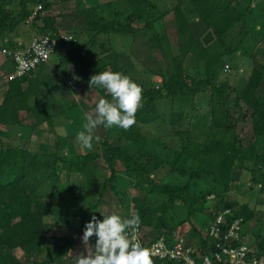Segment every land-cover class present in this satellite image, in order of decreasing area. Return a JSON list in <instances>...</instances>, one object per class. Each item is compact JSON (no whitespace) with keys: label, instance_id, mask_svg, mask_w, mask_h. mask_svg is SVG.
Returning a JSON list of instances; mask_svg holds the SVG:
<instances>
[{"label":"rangeland","instance_id":"374dc122","mask_svg":"<svg viewBox=\"0 0 264 264\" xmlns=\"http://www.w3.org/2000/svg\"><path fill=\"white\" fill-rule=\"evenodd\" d=\"M20 1L7 0L5 7L13 15H16L21 10ZM77 1L53 0L54 4L50 12L45 13L47 16L57 17V28L61 34H70L76 40V44L72 48L65 45L62 52L53 54L49 62L44 66L43 71L38 74L39 79L43 78L41 89L44 94H41L43 101L39 105L38 112L41 115L40 117L45 116V113L49 112L51 118L43 123L34 124V135L37 136L30 139L29 142L21 141L15 126H12L15 125L14 123L11 126L0 125V137L10 143L11 147H22V149L25 148V150L28 149L38 154L50 155L59 152L61 161L67 155H72V158L75 159L76 157L77 160H80L83 156L98 154L99 158L93 162L97 177L101 181H104L105 177L113 175L105 161V158L108 157V147L122 146L139 164L144 165L151 172L152 169H157L154 173L155 177L151 175L154 181L161 184L169 183L179 187L189 185L188 187L190 188L187 192H182L187 198L186 201H176L173 207H169L166 217L167 225L164 228L156 229L157 215L148 216L144 220V233L152 234V236H149L152 237V243L160 238H165L171 244L181 242L194 247L201 254L205 253L207 250L206 235L208 223L223 210L219 211L221 207L230 205L233 210H238L241 214L240 217L244 221L242 233L246 237L247 242L249 244L253 243L257 251L264 255V202L262 201L264 200V195L261 191L262 183H260V180L264 178V140H257L254 134V124L249 115L244 119H240L234 130L227 132L226 130L214 129L210 126L211 116L206 122L203 118L206 112L209 114L208 111H210L208 108L210 101L206 95L202 97L185 93L169 99L159 100L155 105L153 116L144 115L143 122L145 123H142L144 124L142 132L149 138L147 151L152 152V156L148 154L142 156L139 150V143L129 144L127 141H121L118 132L120 128L117 127L104 129L101 126L98 128L96 135L101 137V141L99 143L94 142L92 150L81 148L75 139L77 132L81 130L83 113L92 111L102 96L94 88H90L86 81L81 79L80 64H75L74 61H82L83 58L86 63H93L89 70L102 65L106 66L107 70L121 72L129 76L134 82L142 86L143 104L147 99V93L151 89L162 91L164 84L176 73L174 72L173 58L179 53V50L175 43V31L172 30L170 22L174 20L175 7L179 4V1L184 0H150L156 8L152 12V27L160 34L166 35V38L160 35V41L156 37L154 50L142 44L145 39L142 37L133 38L132 36L117 33L99 36L94 33H88V29L84 25V19L79 14L80 9H82L79 2L82 0ZM107 1L110 2V0H98L97 3L101 2L100 4H103ZM118 1L120 0H111L115 4ZM229 1L235 8L245 13V19L223 35L216 33L218 37L215 35L212 38L214 44L208 47L211 58L208 62L198 63L194 54L187 58L184 62L183 71L188 81L206 78L210 74L217 83L228 81L235 87L241 88L252 72L254 65H264V0ZM87 6L88 4H86ZM122 8H125V6H122ZM183 10L191 22L199 20L187 0L183 5ZM104 15L107 16L108 21L113 17V14ZM37 24L40 27L42 25L41 22ZM36 27L33 22L28 23L27 21L21 27L26 32L27 41L45 34L43 32L40 33L38 27ZM148 38L152 39V35L148 36ZM13 47L14 45L9 42L3 40L0 42V104L9 89L8 75L13 72L12 61L3 54V50L20 49L17 46ZM216 58L220 59L217 64L215 62ZM152 68L154 69L153 72ZM69 82L72 83L71 86ZM26 87L27 84H24L23 88ZM32 88L33 92L40 90L37 85ZM262 90L264 91V86ZM31 100L35 102V97L33 96ZM73 102L77 103L75 107H73ZM36 103H39L37 97ZM235 111L232 113L233 118H241L243 116L240 111ZM242 112L246 111L243 110ZM247 112L251 114V111ZM21 115L22 117H20ZM26 115L27 113L22 111L19 117L24 118L23 120H26L27 124L28 121L29 123L33 120L35 121L34 116L27 115L25 117ZM155 117L160 119H154ZM148 122L150 123L147 124ZM158 123L167 129H172V132L177 135L175 141L168 140L171 144V147H167L171 149L170 152L183 148L181 142L183 138L186 143L190 144L188 146L192 147L194 144H200L215 138L224 141H235L237 139L240 147L248 148L254 146L255 149L259 150L252 155L251 160H237L232 171V183L229 190L225 192L224 187L216 183L217 177L213 174L215 159H217L214 155L204 157L203 161L201 159L193 160L192 156H190V164L186 162L180 167L181 170L176 171L171 170L168 165L164 166L160 163L155 154H160L159 156L164 157L168 149L164 151V149L157 146V143H152L153 138L165 134L164 128L163 130L156 129ZM28 137L31 136L29 135ZM61 161L58 164L61 188L65 190L72 188V185L75 186V184L83 182L82 177L75 170H70L71 167L67 166L69 165L67 162ZM121 169L123 168H118L119 171ZM123 177V184L115 190L120 195L114 191L112 196L110 193L104 198L103 203L98 204V194L88 193L67 198L59 203L57 214L51 215L46 219L51 226L58 224V226L53 227L56 231L54 236L63 238L52 243L46 241V243H49L46 244L48 247L51 244L55 247L52 252H49L51 256L47 255L48 250H44L45 252L42 254L35 253L27 256L26 263H28V260H31L29 263L38 262L40 264H43L44 261L48 264L60 262L62 260V258L60 260V257L66 251V248H61L60 246L63 241L69 242L74 237L77 239L72 248L74 253L71 252L70 256L76 255V253L86 255V248L81 239L83 232H79L86 210L90 209L86 222L92 219L93 216L97 220L102 221L103 215L112 213L118 214L122 218L131 217L134 208L132 198H144L145 193L141 190H136L133 187L134 184H130L131 181L125 176ZM212 190L216 192L213 193ZM44 191L46 189H39L38 193H43ZM46 192L47 196L44 197L46 201L50 197L59 196L58 192L54 190H47ZM120 201L123 202L121 203ZM162 202H164L163 198L153 201L154 207ZM95 205H97L96 210H92L93 208L91 207ZM95 240V236L91 237L89 244L94 246ZM14 253L21 259L25 256L19 250ZM38 255L39 258L35 261V257ZM47 258H50L52 262H49ZM160 261L162 264L165 262L177 264L166 260Z\"/></svg>","mask_w":264,"mask_h":264},{"label":"trees","instance_id":"16d2710c","mask_svg":"<svg viewBox=\"0 0 264 264\" xmlns=\"http://www.w3.org/2000/svg\"><path fill=\"white\" fill-rule=\"evenodd\" d=\"M6 1L0 0V42L2 40L5 41L6 37L17 33L25 25L35 7L42 3L43 10L38 13L32 22L38 27L40 33L43 32L56 41L55 53L62 52L65 45L72 48L76 44L75 38L70 42H61V33L57 28V17L45 15L52 8L53 1L21 0V10L16 15H13L5 7ZM83 1L79 2L82 7L79 14L84 19V25L88 29V33H94L99 36L117 33L132 36L133 38L142 37L145 38L142 44L146 45L147 48H152V50L155 47L154 41L156 37L159 41L161 39L160 35L166 38V35L160 34L152 27V12L156 8L150 0H120L117 4L106 2L93 7H85ZM187 1L199 20L191 22L183 10L186 0L179 1V4L174 9V20L170 22L172 30L175 31V43L179 50V53L173 58L174 72L176 73L164 84L162 91L159 89L148 90L147 99L136 114L135 125L127 131L123 129L118 131L121 141H127L129 144H140L139 150L142 156L146 154L152 156V152L147 151L149 138L142 132L144 125L142 123H145L143 122L144 115L153 116L155 105L159 100L169 99L185 93L202 97L206 95L210 101L208 105L210 111H208L209 114L206 112L203 118L206 122L211 116L210 126L212 128L229 132L235 129L240 119H244L249 115L254 124V134L257 140H264V91L262 90L264 86V65H254L252 72L241 88L235 87L228 81L217 83L210 74L206 78L188 81L183 71L184 62L192 54L196 55L198 63L208 62L211 59L208 47L214 44L212 38L215 35L218 37V35L229 32L234 26L241 23L245 19V13L235 8L229 0ZM122 6H125V8H122ZM32 7L34 8L32 9ZM104 14H113V17L108 21L107 16ZM38 22L42 23L41 27L37 24ZM150 35H152V39L148 38ZM25 48L22 46L20 49ZM219 61L220 59L216 58V64ZM74 63L80 64L81 79L88 84L92 75L107 70L106 66L102 65L89 70L93 63L88 64L83 58L82 61L75 60ZM44 66L39 67L26 76L8 82L9 89L0 104V125L11 126L14 123L15 125L12 126L22 127L24 120L19 117L22 111H25L28 116H34L37 124L51 118L49 112H46L43 117H40L41 115L38 112L39 105L43 101V98H41V94H43L41 89L43 78L39 79L38 74L43 71ZM153 71L154 69L152 68ZM24 84H27L26 88H23ZM34 85L39 87L40 90L38 92H33L32 87ZM92 88L103 98L111 99L110 94L106 90L96 86H92ZM33 96L35 97V102L31 100ZM36 97L39 101L38 104L36 103ZM75 102H73V107L77 104ZM235 109L243 113L241 118H233L232 113ZM243 110L246 112H242ZM247 111H251V114ZM154 119L160 118L155 117ZM163 128L165 134L153 138L154 141L152 140V143H157V146L164 149V151L168 149L164 157L159 156L160 154H155L160 163L164 166L168 165L171 170L176 171L181 170L182 164L186 162L190 164V156H192L193 160H202L204 157L214 155L217 159H215L213 174L217 177L216 183L224 187L225 192L229 190L232 183V171L237 160H251L252 155L259 150L255 149L254 146L242 148L237 139L235 141H224L215 138L200 144H194L192 147L188 146L190 144L186 143L183 138L181 141L183 148L170 152L171 149L167 148L171 145L168 140L175 141L177 135L172 132V129H167L162 124L158 123L156 125L157 130H163ZM107 153L108 157L105 158V161L113 175L105 177L104 181H101L97 177L93 162L99 158L98 154L83 156L80 160H77L75 156H73L75 157L74 159L72 155H67V159L65 158L61 161L59 152L50 155L38 154L28 149L25 150V148L22 149V147H11L10 143L0 137V264H24L14 254L17 249L28 255L34 253L42 254L45 252L44 250H48V255L55 247L52 244L48 247L46 244L60 241L63 238L54 236L56 231L53 227L58 226V224L51 226L46 219L51 215L57 214L58 204L67 198L85 193L98 194V204L103 203L107 195L111 193L112 196L117 187L123 184V176L131 181L130 184H134L133 187L136 190H141L145 193L144 198H132V204L134 205L132 214L135 213L140 216L141 226L144 227V220L151 215L158 216L155 224L156 229H162L167 225L166 217L169 207H173L176 201L184 202L187 200L182 192H187L190 189L189 185L179 187L169 183L161 184L154 181L152 177H155L154 173L157 169H152L151 172L144 165L139 164L122 146H109ZM60 161L67 162L69 164L67 166L71 167L70 170H75L82 177L83 182L75 184V186L72 185V188L65 190L61 188L60 171L58 169ZM118 168L123 169L119 171ZM260 183H262L261 191L264 195V178L260 180ZM39 189L57 191L59 196L50 197L46 201L44 197L47 196V192L40 193V191L38 193ZM212 191L213 193L216 192ZM115 192L117 193V191ZM117 194L120 195V193ZM159 198H163L164 202L154 207L153 201ZM262 201L264 202V200ZM120 202L122 203L123 201ZM91 208L96 210L97 205ZM225 208L232 209L233 207L226 205L221 207L219 211ZM89 210L85 211L79 230L80 233L84 232L86 223L92 220L90 219L86 222ZM235 216H241L238 210H235ZM76 239L74 237L69 242L63 241L60 247L66 248L64 253L72 250ZM46 241L49 243H46ZM203 243L205 242L203 241ZM250 244L254 245L253 243ZM152 260L153 264H162L156 258H152ZM26 264L40 263L28 262ZM44 264L48 263L44 261ZM164 264L171 263L165 262Z\"/></svg>","mask_w":264,"mask_h":264},{"label":"clouds","instance_id":"9594fccd","mask_svg":"<svg viewBox=\"0 0 264 264\" xmlns=\"http://www.w3.org/2000/svg\"><path fill=\"white\" fill-rule=\"evenodd\" d=\"M90 88L104 89L111 100L101 97L90 112H84L81 130L76 134V141L81 148L92 150L94 142L101 137L96 131L117 127L125 131L136 123V113L143 106V88L129 76L111 70L98 72L90 77ZM141 218L133 213L131 218H122L112 213L103 215V220L95 216L85 225L82 242L85 254L74 256L75 264H153L152 254L137 239ZM95 236V245L89 244Z\"/></svg>","mask_w":264,"mask_h":264},{"label":"built area","instance_id":"2783aa9c","mask_svg":"<svg viewBox=\"0 0 264 264\" xmlns=\"http://www.w3.org/2000/svg\"><path fill=\"white\" fill-rule=\"evenodd\" d=\"M43 10V4L35 7L27 22ZM61 42H70L74 36L61 34ZM56 50V41L44 34L33 38L31 44L25 49L3 50L13 64V72L8 75V80L13 81L28 75L30 72L46 65ZM71 86L72 83L69 82ZM244 221L235 216V210L225 208L208 223L205 253L190 245L180 243L171 244L165 238H160L152 243V237L144 233L140 225L137 232L138 241L148 248L153 258L176 262L177 264H264V255L247 242L243 236Z\"/></svg>","mask_w":264,"mask_h":264},{"label":"crops","instance_id":"0c3cea01","mask_svg":"<svg viewBox=\"0 0 264 264\" xmlns=\"http://www.w3.org/2000/svg\"><path fill=\"white\" fill-rule=\"evenodd\" d=\"M51 1H53V0H51ZM96 1V2H95ZM84 2V6L86 7V4H88V6L87 7H93V6H97V5H99L100 3H97L98 2V0H84L83 1ZM107 2H109V1H107ZM110 2H111V0H110ZM106 3V2H105ZM54 8H56V6H54ZM50 12V11H49ZM26 32L23 30V29H20L17 33H15V34H12L10 37H6V39H5V41L6 42H9V43H11V45H14V47L15 46H17V48H22V44H24L23 46L24 47H28L30 44H31V42H32V39L31 40H29V41H27L26 40V34H25ZM13 47V48H14ZM20 117H22V115L20 116ZM25 117H27V115L25 116ZM21 119H24V118H21ZM34 121V120H33ZM30 122L29 123V121H28V124H27V122H26V120H24L23 121V126L22 127H15L16 128V131H17V134L20 136V139H21V141H23V142H29L30 141V139H33V137L35 138L37 135H34V124L35 123H37L36 121H34V122ZM32 134H31V133ZM31 136V137H28V136ZM147 235L148 236H152V234H150V233H147ZM17 250H19V251H21L20 249H17ZM16 251V250H15ZM14 251V252H15ZM22 253H23V255H25L24 257H23V259H21V258H18L21 262H23L24 264H26V259H27V256H30V255H34V254H30V255H28V254H25L23 251H21ZM74 253V251H70V252H67V253H63L62 254V256L60 257V260H61V258H62V260L60 261V262H57V263H55V264H75V262H74V256H76V255H78L79 253H76V255H73V256H70V253ZM15 254V253H14ZM39 254V253H38ZM68 254V255H67ZM16 255V254H15ZM67 255V256H66ZM17 256V255H16ZM49 256H51L50 254H49ZM65 256H66V258H65ZM38 258H39V255L37 256V257H35V261H37L38 260ZM51 258V257H50ZM50 258H47V260L49 261V262H52L51 261V259ZM45 259V258H44ZM31 260H28V262H30ZM44 264V263H43Z\"/></svg>","mask_w":264,"mask_h":264}]
</instances>
